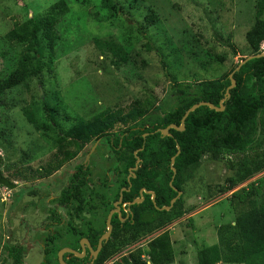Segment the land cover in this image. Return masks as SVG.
<instances>
[{
    "label": "trees",
    "instance_id": "obj_1",
    "mask_svg": "<svg viewBox=\"0 0 264 264\" xmlns=\"http://www.w3.org/2000/svg\"><path fill=\"white\" fill-rule=\"evenodd\" d=\"M93 1L98 3L94 13L96 17L103 13L104 19L110 25L120 23L119 28H127L128 35H131V30H135L140 39L146 41V50L150 51L148 29L159 24V17L153 10L139 12V20H132L130 24L129 19H122L123 8L114 0ZM125 1L138 12L140 3L136 0ZM207 1L212 7L208 10L214 13L219 2ZM89 4L94 3L86 0L81 3L82 6ZM254 9V24L245 34L248 53L240 62L260 54V47L264 42V0H255ZM69 13L70 5L67 0H58L41 14L22 23H14L12 29L3 36L2 42L4 40V43L12 47L19 46L21 50L14 70L0 80V112L6 92L20 88L28 90L36 80L44 96L36 93L37 101L23 110V116L43 140L54 146L56 152L52 158L59 163L58 168L74 160L84 146L100 140L101 144L104 142L108 145L114 155L118 164L114 172L121 178L117 192L113 194V201L117 199L121 188L129 189V192H123L122 203H131L138 199L142 189L154 193V203L150 195H143L140 204L130 207L131 216L124 223H120L116 216L112 218L111 237L102 245L93 264H105L126 248L150 236H153L152 239L145 241L146 250L137 247L112 264H171L173 249L168 227L188 211L185 208V188L194 179L203 158L215 162L227 161L229 157L235 158L234 162H229V170L233 174L218 186L217 194L234 191L264 172V148L261 150V158L247 157L249 152L264 146V57L252 59L235 71L239 62L217 79L195 80L193 83L178 82L174 74L167 72L165 79L170 86L166 93L174 100L172 105L158 106L156 100L148 96L145 100L134 99L126 106L105 109L88 120L79 118L76 123L65 125L69 120L62 121L60 116L62 112H66L64 102L54 92L51 104L47 103L41 76L43 72L51 74L54 71L56 48L63 39L57 28ZM204 15H208L206 11ZM196 35L193 40L199 43L202 35ZM117 38L112 35L104 38L93 37L88 46L90 53H98L115 68L129 65L130 62L134 64V59L138 60L139 55H133L134 50L129 43L131 39L123 41ZM226 39L231 48L230 36ZM231 50V54L224 49L219 54L207 51L206 55L210 57V61L222 66L229 55L230 58L236 55L234 48ZM7 55L6 51H1L0 59ZM166 69L172 70L167 66ZM232 73L235 87L229 91L230 96L223 103L222 112L202 106L188 115L182 132L170 130V137L155 133L170 125L179 127L185 112L201 102L218 108L230 86L229 75ZM163 108L165 110L162 114L156 115ZM64 119H68L67 115H64ZM3 140L4 134L0 131V145ZM177 146L180 152L173 164V178L170 161L177 153ZM136 158L141 163L133 172L134 177L127 182L126 178L129 170L135 167ZM2 165L3 159L0 156V187L13 190L16 178L5 176ZM77 170L54 201L57 206L66 210L69 221L62 222L59 213L51 211L50 220L56 222L57 226L54 228L57 229L46 233L42 247L43 261L40 264H58V252L63 248L78 250L81 239H87L92 249H95L98 238L105 232L104 224L99 225L101 228L92 230L93 220L86 216L96 217L97 212L103 210L105 217L112 209V201L106 202L105 194L101 193L97 194L98 198L93 197L90 182L86 180L87 174L81 167ZM108 185L104 179L99 190L105 193ZM178 192L181 195L172 208L169 211L161 210L170 206ZM33 193L29 191L30 195ZM87 196L90 199L87 200ZM231 196L239 212L230 223L218 229L217 243L203 245L196 250L197 264H264V203L258 205L264 197V178H257ZM121 217L124 218V214ZM75 220L81 224V229H76L73 224ZM60 228L64 232L62 229L58 230ZM26 249L21 244L6 242L0 264H24ZM63 261L66 264L89 263L87 258L77 259L69 254L63 256Z\"/></svg>",
    "mask_w": 264,
    "mask_h": 264
},
{
    "label": "rangeland",
    "instance_id": "obj_2",
    "mask_svg": "<svg viewBox=\"0 0 264 264\" xmlns=\"http://www.w3.org/2000/svg\"><path fill=\"white\" fill-rule=\"evenodd\" d=\"M57 1L0 0V52L8 53L6 58L0 59V80L14 70L21 50L19 46L12 47L4 40L2 42L3 36L14 23H22L41 14ZM82 1L67 0L70 13L57 28L63 39L56 48L54 71L51 74L43 72L41 76L47 103L51 104L54 92L64 102L66 112L60 116L62 121L69 120L65 125L76 123L79 118L88 120L105 109L126 106L134 99L145 100L148 96H152L158 106L172 105L174 100L166 93L170 86L165 79L167 72L174 74L178 82L217 79L248 53L245 34L254 24L255 0H215L219 5L214 13L209 11L212 7L207 0H136L140 3L138 12L125 0H114L123 8L122 19H129L130 24L132 20H139L138 13L141 11L151 9L158 15V26L148 29L150 51L146 50V41L140 39L135 30L128 35L127 28H119L120 23L110 25L103 13L97 17L94 15L98 3L86 0L94 4L82 6ZM206 7L207 10H204ZM198 33L202 35L200 44L193 40L196 34L199 37ZM107 35L123 41L131 39L129 43L133 47V55H139L138 60L134 59V64L130 62L115 68L98 53L92 55L88 48L91 39ZM228 36L229 45L236 55L234 58L229 55L222 66L216 65L206 52L219 54L225 49L231 54L226 39ZM166 66L172 70H167ZM36 82L34 80L28 90L20 88L6 92L0 112V131L4 134L0 145L2 170L5 176L16 178L13 190L0 187V261L4 244L8 241L27 248L24 264H40L43 261L44 238L48 231L55 230L49 226L54 208L51 201L63 189L69 173L82 163L89 149L93 150L88 161L92 173L90 188L99 190V183L112 177L111 169L118 165L107 144L100 141L94 149L93 143L84 146L74 160L58 168L59 163L52 158L56 152L54 146L43 140L23 116V110L37 101L36 93L44 96ZM64 115L68 119H64ZM263 148H256L247 157L261 158ZM234 161L233 157L219 162L202 159L194 179L185 188V208L188 211L168 227L173 249L171 264H197L196 250L203 245L217 243L218 229L230 223L239 212L231 194L257 178H264L263 172L234 191L217 194L218 186L232 176L229 162ZM29 191L34 193L30 195ZM263 203L264 197L258 205ZM58 213L66 223L69 217L64 215L63 210L59 209ZM101 215L97 219L89 215L86 218L94 222L98 220L100 225L104 213ZM73 224L79 226L76 220ZM61 231L64 232V229ZM145 244L142 239L129 249L139 247L146 250ZM125 251L108 263L112 264Z\"/></svg>",
    "mask_w": 264,
    "mask_h": 264
},
{
    "label": "water",
    "instance_id": "obj_3",
    "mask_svg": "<svg viewBox=\"0 0 264 264\" xmlns=\"http://www.w3.org/2000/svg\"><path fill=\"white\" fill-rule=\"evenodd\" d=\"M262 57H264V53H260V54H258L256 56H250V57L246 58L245 60H243L242 62H240V64L235 69V71H238L240 69V67L243 66L244 64H246L248 61H250L252 59L262 58ZM232 75H233V73L229 75L230 86L226 89L225 96L219 102V107L218 108L215 107V106H213V105H211V104H209V103H204V102H201L199 104H196V105L192 106L190 109H188L185 112V114H184V116H183V118H182V120L180 122V126L179 127H176L175 125H170L167 128H165V129H159V130H157L156 133H159L162 137H170L171 136L170 133H169L170 130H174V131H177V132H182L184 130V123H185V120L188 117V115L190 113L194 112L199 107H202V106L208 107L209 109L214 110L216 112H222L224 110L223 103L226 100L229 99V96H230L229 95V91L232 90L235 87V81L233 80ZM94 148H95V146L93 147V149ZM176 149H177V153H176V155L174 157L171 158V161H170V168H171V170L173 172V178L175 176V169L173 168V164H174L175 158L179 155V152H180L178 146L176 147ZM139 163H140V160L139 159H136L135 168H133L132 170H130V175L132 177H134V173L133 172L136 171ZM173 178H172V180H173ZM172 180H171V182L169 184L170 186L172 185ZM175 192H176V190H175ZM143 195H150L151 196V201L154 203V198H155L154 193L148 192L145 189H142L139 192L140 198L136 199L129 206L140 204L143 201ZM180 195H181V193L178 192L176 198L173 199V200H171L170 206L169 207H164L161 210L169 211L172 208V206L174 205V203L176 202V200L179 198ZM121 200H122V197L120 198L119 202H117V203L114 204V207L115 208L110 212V214L108 215V217L106 219V232L101 237V239L98 241V245H97L96 252H93V250L91 249L88 241L83 240V241L80 242V245H79L80 246V253H78L76 251H73V250H70V249H62V250H60L58 252V254H57L58 264H66L63 261V256L66 255V254L72 255V256H74L77 259H83L84 256H85V250H86L85 249V246L87 247L88 251L91 252V254L93 256V260L97 257V254L101 250L102 243L103 242H106L109 239V236H110V233H111V230H112V227H111V224H110V220H111L112 215L114 213H117L119 215V207H118V205L121 203Z\"/></svg>",
    "mask_w": 264,
    "mask_h": 264
},
{
    "label": "flooded vegetation",
    "instance_id": "obj_4",
    "mask_svg": "<svg viewBox=\"0 0 264 264\" xmlns=\"http://www.w3.org/2000/svg\"><path fill=\"white\" fill-rule=\"evenodd\" d=\"M156 133V132H155ZM100 142V140H98L96 143H94V146L96 147L97 146V144ZM93 146V147H94ZM108 146V145H107ZM92 148L91 149H89V151L85 154V156H84V159H83V161H82V163L81 164H78V165H76L73 169H72V171L69 173V176H68V178H67V182H68V180H69V178H71L72 177V175H74L76 172H78V170H77V168L78 167H81L82 168V171L85 173V174H87V176H86V180H90V178L92 177L91 175H92V173H91V171H90V167H89V163H88V161H89V158H90V156H91V153H92ZM134 155H136L135 153H134ZM88 158V159H87ZM136 159H138V158H136ZM140 163H141V161H140ZM139 163V164H140ZM136 164V163H135ZM139 164H138V166H139ZM116 167V166H115ZM115 167H113L112 169H111V172H112V177H109V179H107V178H104V179H106L107 180V182H108V187H107V189L105 190V193L103 192V190L101 191V189L100 190H94L93 188H90V189H92V195H93V197H96L97 196V194H105V196H106V202L107 201H112V203H111V205H112V209L111 210H109L107 213H106V215H105V217L102 219V225L104 224L105 225V232H106V219H107V217H108V215L110 214V212L115 208L114 207V204L115 203H117V202H119V200H120V198L122 197V194H123V192H129L128 190L129 189H124V188H121L119 191H118V197H117V199L115 200V201H113V199H114V196H113V194L114 193H116L117 192V187L119 186V182H120V180H121V178L120 177H118V176H116V174H115V172H114V168ZM135 168V167H134ZM138 168V167H137ZM132 170V169H131ZM137 170V169H136ZM132 176L130 175V170H129V175H128V177L126 178V180H127V182H129L128 180H130V178H131ZM103 179V180H104ZM102 180V181H103ZM101 181V182H102ZM67 182L64 184V186L67 184ZM101 182L99 183V188H100V185H101ZM89 184V183H88ZM90 185V184H89ZM64 186H63V189H64ZM114 186H116V188L115 189H113V187ZM62 189V190H63ZM61 190V191H62ZM61 191L58 193V195L56 196V197H54L53 199H52V201H51V203L52 204H54V208L51 210V211H55V212H58V210L60 209V210H63L64 211V215H66V210L64 209V208H61V207H59V206H57L56 205V202H54L59 196H60V193H61ZM112 192V193H111ZM107 196H111V197H107ZM92 197V198H93ZM88 198L90 199V197L89 196H87L86 197V199L88 200ZM96 198H98V196L96 197ZM96 198H93V199H96ZM139 198H140V196H139ZM135 201V200H134ZM133 201V202H134ZM96 202V201H95ZM132 203V202H131ZM131 203H122V200H121V203L118 205V207H119V215L117 214V213H114L113 215H112V218L114 217V216H116L117 217V219L120 221V223H124L130 216H131V214H130V207L132 206H129ZM98 211V210H97ZM103 210H100V211H98L97 212V216H96V219L98 218V217H100V215L102 214L103 215ZM122 214H124V218H122L121 216H122ZM51 215V214H50ZM101 215V216H102ZM112 218H111V220H110V224H111V222H112ZM60 219H62V218H60ZM69 221V220H68ZM88 221V220H87ZM62 222H64V220L62 219ZM99 221L97 220V221H93L92 222V224H93V228H92V230L93 229H98V228H101L100 226H99ZM79 225L81 226V224L79 223ZM49 226H53V228L54 227H56L57 226V224H56V222H54V221H51L50 220V225ZM80 226H77L76 227V229H81L82 227H80ZM97 226V227H96ZM111 227H112V225H111ZM44 228H46V226L44 227ZM75 228V227H74ZM54 229H56V228H54ZM45 230V229H44ZM105 232L103 233V234H101L100 235V237L98 238V240H97V244H96V247H95V249H92V247H91V245H90V242L87 240V239H81L80 241H79V245H80V242L81 241H83V240H86V241H88V243H89V245H90V247H91V249L93 250V252H96V249H97V245H98V241L101 239V237L105 234ZM112 232H113V227H112V230H111V233H110V236H109V239H110V237H111V234H112ZM108 239V240H109ZM108 240L106 241V242H103L102 243V245L104 244V243H107L108 242ZM102 248V247H101ZM63 249H70V250H73V251H76V252H78V253H80V246H79V249L78 250H76V249H71V248H63ZM85 256H84V258H87L88 259V261H89V263L88 264H93L94 263V261H95V259L97 258H95L94 260H93V256H92V254H91V252H89L88 251V249H87V247L85 246ZM62 250V249H61ZM101 251V250H100ZM100 251H99V253H100ZM98 253V254H99ZM98 254H97V256H98ZM83 258V259H84Z\"/></svg>",
    "mask_w": 264,
    "mask_h": 264
},
{
    "label": "clouds",
    "instance_id": "obj_5",
    "mask_svg": "<svg viewBox=\"0 0 264 264\" xmlns=\"http://www.w3.org/2000/svg\"><path fill=\"white\" fill-rule=\"evenodd\" d=\"M264 53V52H263ZM145 137V136H144ZM152 237L153 236H150V237H147L146 239H144L145 241L147 240V239H152ZM134 246V245H133ZM139 246V245H138ZM130 248V247H129ZM129 248H126L125 250V252L127 253V252H129V251H131V250H133V249H129ZM126 253H124V254H126ZM112 260H114V258H112L111 260H109V261H112ZM109 261H107L106 263H108Z\"/></svg>",
    "mask_w": 264,
    "mask_h": 264
},
{
    "label": "built area",
    "instance_id": "obj_6",
    "mask_svg": "<svg viewBox=\"0 0 264 264\" xmlns=\"http://www.w3.org/2000/svg\"><path fill=\"white\" fill-rule=\"evenodd\" d=\"M260 52L263 53L264 52V42L261 44V47H260ZM106 264V263H105ZM109 264V263H108Z\"/></svg>",
    "mask_w": 264,
    "mask_h": 264
}]
</instances>
